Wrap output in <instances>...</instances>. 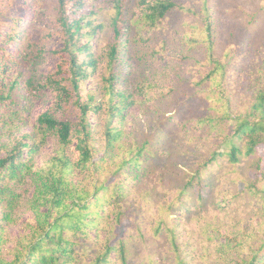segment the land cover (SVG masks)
I'll return each mask as SVG.
<instances>
[{
    "label": "rangeland",
    "instance_id": "1",
    "mask_svg": "<svg viewBox=\"0 0 264 264\" xmlns=\"http://www.w3.org/2000/svg\"><path fill=\"white\" fill-rule=\"evenodd\" d=\"M137 1L130 0L135 18L141 13ZM175 1L198 11L207 5L211 31L201 17L183 12L172 13L163 28L155 31L133 27L131 40L121 49L131 74L128 82L117 87L129 96V104L110 125L118 134L114 141L107 135L112 109L107 95L108 51L118 2L85 0L79 14L85 24L91 23L83 30L91 35L82 37L81 44H88L97 61L80 91L82 101L94 108L88 114L87 129L93 157L89 168L73 166L67 178L78 191L92 193L106 184L108 189L100 195L109 201L99 210L98 225L85 233L69 232L75 259L68 264H91L107 243L119 240L125 242L128 264H178L173 236L186 264H242L264 240V186L256 167L258 157L264 158V144L254 154H246L248 137H244L235 141L242 148L239 162L232 163L226 154L205 164L217 148L230 150L228 138L220 141V125L212 129L207 121L218 123L224 115L246 114L264 83V0ZM30 2L33 9L22 26L25 37L17 45L20 52L37 32L39 20L53 26L56 18L53 0ZM255 15L263 20L252 28L250 18ZM97 26L103 27L93 33ZM63 43L60 35L45 40L35 63L23 73L13 70L5 87L0 81V91L7 92L18 80L19 96L24 98L18 107L22 120L8 126L0 139V159L19 142L38 148L33 156L24 154L29 167L20 179L10 181L18 193L14 205L0 204V254L6 260L28 246L37 227L31 201L40 176L54 169L58 156L69 157L71 163L79 157L76 139L62 144L55 136L45 138L36 124L54 95L46 90L34 96L26 88L28 80L37 83L55 69L53 51ZM209 51L225 68L205 78L213 67L207 60ZM80 58L86 60L87 53ZM169 119L172 124L166 128L163 123ZM132 159L139 165L127 182L134 183L115 186L120 163ZM118 256L113 251L110 264H121Z\"/></svg>",
    "mask_w": 264,
    "mask_h": 264
},
{
    "label": "trees",
    "instance_id": "2",
    "mask_svg": "<svg viewBox=\"0 0 264 264\" xmlns=\"http://www.w3.org/2000/svg\"><path fill=\"white\" fill-rule=\"evenodd\" d=\"M56 4V18L53 26L48 22L40 21L37 32L32 33L31 39L24 51H18L17 45L24 39L23 24L30 18L33 6L30 0H0V81L4 87L6 79L15 69L23 73L35 63L42 54V47L45 40L60 35L63 39V47L54 50L57 58L55 69L47 74L39 82L34 83L28 80L26 88L30 95L37 96L46 90L54 95V102L48 110L37 117L36 124L39 130L46 137L55 136L62 144H68L76 139V147L79 152L78 159L71 163L67 156H58L55 167L46 176H40V183L32 197V208L36 215L37 227L33 230V236L28 246L16 251L12 260L4 259L0 254V264H68L74 257L75 242L71 240L69 232H86V230L98 225L97 218L99 210L106 207L109 198L101 196L100 191L108 189L106 184L95 188L94 191H78L69 185L67 175L73 166L81 169L89 168V162L93 157V150L88 142V114L94 109L89 102H83L81 97V84L87 80L96 69L97 61L93 58L88 44L82 45L81 38L91 35L90 31L83 32L86 25L84 18L79 16L85 5V0H53ZM115 16L112 19V39L109 43V63L111 74L108 78L107 95L111 101V118L108 126V139L114 141L117 131L111 127L116 116L128 106L127 96L118 86L128 82L131 74L127 70L128 58L123 56L122 47L131 40L133 27L150 31L161 29L165 22L174 12H183L194 17H201L207 22L211 31V10L205 5L199 11L193 8H185L175 0H138L141 7L140 15L135 18L131 14L130 0H115ZM40 17H38L39 19ZM262 16L255 15L250 18L251 27L261 23ZM97 26L92 31L96 33ZM141 35V31L139 33ZM40 48V51L38 50ZM212 50V48H211ZM83 52L88 58L81 60ZM213 52L209 51L207 60L213 66L209 74L217 72L225 65L216 59ZM141 58V57H140ZM192 81H196L192 78ZM0 91V139L6 133L8 126L22 120L18 113L19 105L24 98L19 96L21 83ZM19 83V84H18ZM141 90V89H140ZM98 108H95L97 110ZM73 114H70V111ZM216 119V118H215ZM171 120H165L163 125L168 128ZM212 129L220 125V141L227 139L230 145L229 151H222L218 148L213 151L205 164L215 161L218 157L229 155L232 163L239 162V155L242 148L235 142L248 137L245 143V153L254 154L256 147L264 144V83L258 89L257 95L250 110L246 114L237 116L224 115L217 123L216 120L207 121ZM221 143L219 144L220 148ZM225 146V144H224ZM38 150L37 147L29 146L19 142L4 158L0 159V204L11 207L14 205L18 193L10 185V181L20 179L23 170L29 167V160L24 154L33 156ZM139 165L138 161L132 159L122 161L114 174V185L122 188L129 187L134 183L130 181L131 172ZM257 177L264 186V158L258 157ZM204 166L199 168L194 180L199 179ZM7 182H4L6 181ZM264 201V189L261 192ZM73 199V202H69ZM45 207L44 213L40 208ZM94 207L95 211H91ZM6 219L8 216H5ZM1 239V235H0ZM173 249L176 252L177 263L186 264L182 256L180 246L175 237L172 239ZM253 249V248H251ZM113 251L118 253V261L121 264L127 263V249L125 242L119 240L116 244L107 243L104 252L91 261V264H110ZM242 264H264V240L258 250L253 251L249 260H243Z\"/></svg>",
    "mask_w": 264,
    "mask_h": 264
}]
</instances>
